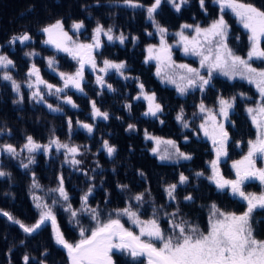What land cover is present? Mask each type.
<instances>
[{
  "label": "trees",
  "instance_id": "trees-1",
  "mask_svg": "<svg viewBox=\"0 0 264 264\" xmlns=\"http://www.w3.org/2000/svg\"><path fill=\"white\" fill-rule=\"evenodd\" d=\"M140 2L150 6L153 0ZM247 2L264 9V0ZM206 7L207 13L201 10L199 0H189L181 12L177 13L164 0L155 18L168 32L179 30L180 25L185 23H199L203 26L219 15V8L214 4V0H206ZM225 19L231 25V36H240V45L243 48L246 42L244 32L228 13ZM56 20H63L65 29L71 34H74L71 30L73 21L82 20L84 28L78 33L81 40L90 39L98 22L105 28L111 27L114 32L123 33L128 37L124 44L103 42L96 53V59L99 63L105 58L115 62L125 61L126 75L139 77L146 91L155 92L164 111L159 114V119L142 115L146 109L144 102L131 99L138 92L136 81L122 80L114 77V74H108L105 79L116 91L103 89L102 95H97L101 90L93 84V78L86 72L83 85L86 95L70 90L66 92L78 108L53 102L55 107L62 109L60 112H52L44 105L33 103L23 88V102L14 104L13 101L19 99L17 94L8 83L0 81V130H3L0 131V144L10 143L20 149L25 143V138L31 135L42 145L57 138L61 142L81 146L83 153L76 157L82 161L77 167H70L53 155L45 156L41 153L34 156L35 163L28 169L20 167L23 152L21 157L15 160L4 159L0 167L11 173V177H0V209L10 212L28 225L35 223L40 211L30 196L33 177L40 187L51 188L58 184L57 177L62 175L72 206L79 207L81 196L92 186L88 205L99 208L101 217L105 219H108L110 214L112 217L115 210L124 208L129 202L136 206L132 197L141 192L145 193V202L140 208L142 216L146 217L155 205L161 226L166 230L168 218L164 213H171L177 207L180 217L198 224L204 231L207 228V209L212 203L223 211L242 213L245 210L243 201L231 197L226 191L216 190L207 181L212 150L207 141L192 136L190 131L195 129L196 107L202 100L208 108L214 109L217 107L219 95L225 98L236 93L251 95L250 86L244 81H230L214 75L212 86L205 92L200 93L198 89H193L181 95L173 86L162 83L154 74L153 64L144 63L143 48L154 42L153 25L147 19L144 8L126 7L123 0H0V53L7 54L14 60V79L23 80L29 65L24 53L31 50L39 53L34 57L33 63L40 68L41 76L49 83L59 86L60 80L48 70L44 58L55 55L59 62V71L73 70L74 62L71 58L55 54L42 43L44 34L40 29ZM24 32L32 36L31 41L24 45L18 42L13 46L9 45L8 41L13 35H22ZM148 33L153 34L150 36ZM133 36L138 38L135 43ZM90 100H96L101 111L109 113L110 118L107 121H92ZM125 103L132 104L131 112L125 109ZM181 107L184 109L189 129H183V125L175 119ZM69 119L73 122L71 132L67 123ZM77 120L94 124L93 133L89 135L78 129ZM130 123L136 125L135 131H125ZM225 129L230 138L227 145L228 155L220 168L224 176L229 178L232 177L229 163L244 154L247 142L254 136V130L244 112L243 102L238 98L229 114ZM145 130L154 137L174 140L181 151L191 154L192 159L178 163L159 161L151 152L150 141L145 139ZM105 139L116 147V152L111 158L102 148ZM24 162H27L26 159ZM140 171L144 173L143 177L139 175ZM85 172L88 173L87 176ZM181 172L189 178L188 183L178 186L175 202L169 201L164 188L168 184L177 183ZM196 172H203L204 176L197 177ZM118 184H127L128 189L121 191L117 187ZM252 184L244 186V190L256 189ZM189 194L193 200L185 201L184 197ZM55 213L57 224L65 238L69 242H76V232L70 225L68 214L62 209ZM253 226L257 238L264 239V211L254 212ZM52 235L50 222L32 235H27L18 225L0 216V264H24L23 257L26 254L33 258L30 264H38L40 260H44L45 264H68L65 250L54 243ZM45 249L47 254L42 256L41 253ZM114 260L116 264H140L143 258L133 261L129 256L117 252Z\"/></svg>",
  "mask_w": 264,
  "mask_h": 264
},
{
  "label": "snow or ice",
  "instance_id": "snow-or-ice-1",
  "mask_svg": "<svg viewBox=\"0 0 264 264\" xmlns=\"http://www.w3.org/2000/svg\"><path fill=\"white\" fill-rule=\"evenodd\" d=\"M163 2L164 0H153L150 6H145L140 0H123V5L126 7L144 8L147 19L151 21L156 34L160 36L159 46L149 45L146 49L148 55L144 63L147 64L153 60L156 62L155 75L161 79L162 83L175 85L176 91L181 95L186 94L190 89H198L203 93L208 87L212 86L211 82L214 74L219 73L228 80L239 77L247 80L250 84H255L257 87L260 99L256 101L255 107L245 108L257 130V136L254 141L250 140L248 142L247 154L241 160L233 162L235 179L224 178L220 174L219 163L222 157L228 155L227 145L230 139L224 127V121L229 120L230 110L235 106L237 95L246 98L245 94L238 93L228 98L219 95L216 109L208 108L203 100L199 105V112L207 114V120L200 125L205 136H209L207 123L209 121L214 122L213 134L210 138L212 139L215 158L210 162L212 175L208 176L207 179L215 184L218 191L228 189L231 195L238 196L246 202L245 210L239 214L226 212L219 209L215 203H212L208 227L204 231L198 224H193L180 217L179 207H177L171 213H164L168 218V229L166 230L161 226L155 205H153L152 217L147 220L141 219L140 208L145 202V193L141 192L132 197L136 201L135 208L129 202L128 206L115 210L117 217L128 218L138 229V232H136L126 228L119 218H112L111 214L106 221L101 220V210L88 205V198L93 191L92 186H89L87 192L81 196V209H74L64 187V178L61 175L57 177V187L49 190L58 194L59 197V200L53 199L52 205L42 203L41 197L33 194L35 207L40 209L39 218L35 223L28 225L3 209H0V216L6 217L9 222L18 225L23 233L27 235H32L50 222L53 229L52 239L56 245L62 247L67 253L68 264H116L114 255L117 252L129 256L133 261H139L143 257L146 264H264V240L257 238L253 226L254 212L257 209L264 210V192L260 194L248 193L243 188L245 182L253 178L258 179L264 185V168L256 167L257 157H264V69H257L251 63L253 60L264 61V46H262L264 45V9L247 2V0H214V3L219 7V15L207 27L198 23L181 24L180 30L174 34L178 38L176 44L182 48L184 55L199 57L200 67L194 68L185 63L177 64L172 59L174 46L166 40V36L169 35L168 29L155 18V14ZM166 2L175 12L179 13L182 7L189 3V0H166ZM199 5L201 10L207 13L206 0H199ZM229 11L247 33L249 48L246 57L237 54L230 46L231 25L225 19V15ZM83 28L84 22L82 20L73 21L71 25L73 33H79ZM40 32L46 37L42 41L44 45L54 48L56 52L66 53L77 62V67L71 73L59 71V62L55 55L44 58L48 68L56 73L62 82V86H57L44 80L40 68L32 63L26 73L28 78L26 86L32 90L30 99L45 104L52 112H60L62 109L59 106L54 107L52 104L47 103L46 96L55 95L57 100L62 103L70 105L72 108H78V105L65 90L72 88L86 95L83 87L86 68L91 69L95 75V83L101 89L100 92H97V95H102L104 88H107L109 92L116 91L112 84L105 79L110 71H115L122 79H134L137 82L139 92L131 99H143L147 102V108L142 115L159 119V114L164 109L162 104L157 101L156 93L146 91L145 85L139 77L126 75L127 64L125 61L115 62L105 58L102 61V66L97 63L94 53L102 47L100 37H106L109 42L118 40L121 44H124L128 37L123 33L116 36L113 34L111 27L105 29L98 22L92 30L91 41L87 43L79 42L74 40L69 31L65 29L63 20H56L54 23L45 25L40 29ZM152 34L148 33L150 36ZM137 39L135 36L132 37L134 43ZM235 39L239 41L240 36L237 35ZM31 40L32 36L28 32H24L22 35H13L8 43L15 45L18 42L24 45ZM24 55L31 59L33 56H38L39 53L33 50L25 52ZM15 67V62L9 55L0 53V70H2L0 71V81L10 82L12 91L19 98L13 101L14 104L23 102L21 84L13 78L9 71V69ZM201 69H207L206 74ZM89 103L93 122L97 118L105 121L110 118L107 111H101V108L97 106L96 100H90ZM124 107L131 112L133 106L131 103H125ZM217 116L221 117L222 120L217 121ZM175 119L184 128L189 127V123L184 116L183 107H181ZM67 123L71 132L73 122L69 119ZM76 125L84 129L89 135L94 131V124L77 120ZM135 130L136 125L131 123L125 129V131ZM145 139L155 142L157 147H153L151 151L162 162L192 159L191 154L181 151L174 140H162L150 135L147 130H145ZM185 140L187 141V137H185ZM161 143L168 145L173 151H165L160 154L158 146ZM52 146H55L58 152L64 150L65 163H69L73 167H77L82 163L81 160L76 158L83 154L81 146L62 143L57 138H53L48 144L42 145L37 143L31 135L25 138V143L20 149L10 143L0 144V154L7 155L15 160L21 157L22 152L26 151L29 154L26 157L27 162L21 159L20 167L28 169L30 165L35 163L33 153L42 150L45 154H48ZM102 148L110 158L116 152V147L106 139L103 140ZM84 174L88 175L87 172ZM139 175L143 177L144 173L140 171ZM195 175L203 177L204 173L196 172ZM0 177L10 178L11 173L0 167ZM188 180L189 178L181 172L177 183L168 184L164 188L169 201H176L178 186L187 184ZM31 187H40L35 182L34 177ZM117 187L121 191L128 189L127 184H118ZM61 200L64 202L63 210L70 214V223H74L79 228L80 239L76 242H69L57 224L53 207L59 204ZM184 200L192 201L193 197L189 194L184 197ZM85 212L95 222L94 227L85 228L81 226L78 216ZM46 254L47 249L41 253L42 256ZM31 259L33 258H30L27 254L24 255V264H30ZM38 264H45V261L40 260ZM140 264H143V261Z\"/></svg>",
  "mask_w": 264,
  "mask_h": 264
},
{
  "label": "rangeland",
  "instance_id": "rangeland-1",
  "mask_svg": "<svg viewBox=\"0 0 264 264\" xmlns=\"http://www.w3.org/2000/svg\"><path fill=\"white\" fill-rule=\"evenodd\" d=\"M214 4H215V3H214ZM215 5L218 7L217 4H215ZM218 8H219V7H218ZM227 13H228V14L234 19L235 23L240 27V29L242 30V32H244V34H245V36H246V42H245V46H244L243 48H242L241 45H240V44H241V43H240V40L237 41V40L235 39V37H232V36H230V46H231V47L237 52V54L241 55L242 57H246V54H247V51H248V48H249V41H248L247 33H246V31L242 28V26L237 22V20H236V18L234 17V15H233L230 11L227 12ZM213 20H214V19H213ZM211 22H212V20H209V21L206 22V24L203 25V26H204V27H207ZM196 24H197V23H196ZM198 24H199V23H198ZM107 28H108V27H107ZM107 28H105V29H107ZM179 30H180V29H179ZM179 30H177V31H179ZM177 31H175V32H174V31H172V32L170 31V32H168L169 35L166 36V40H167V42H168L169 44H172V45L174 46V47H173V50H172V59H173L177 64L185 63V64L190 65L191 67L199 68V67H200V64H199V57L191 56V55H187V56H186V55H184V53H183V51H182V48L179 47V46H177L176 42H177V39H178V38L174 35ZM153 33H154V42H153V43H150V44H148V45H146V46L143 48V51H144V54H145V58H146V56L148 55V52L146 51V49L148 48L149 45L159 46V44H160V36L156 34V31H155V28H154V27H153ZM69 34L73 36V39H74V40H78L79 42H85V43H87V42H90V41H91V38H92V34H91V37H90L89 40H81V39L79 38L78 33H74V34L69 33ZM113 34L116 35V36H118V35H120L121 33H117V32H114V31H113ZM45 38H46V37L44 36V39H45ZM100 39H101V43H103V42H108V43H119V44H121L118 40H117V41H113V42H109V41L107 40V38L104 37V36H101ZM9 45H10V44H9ZM10 46H13V45H10ZM45 46L48 47L49 49L53 50L55 54H63V55L68 56L66 53H63V52H56V50H55L54 48L50 47V46H47V45H45ZM31 51H32V50H31ZM26 52H30V51H26ZM96 53H97V52H96ZM96 53H94L95 56H96ZM34 57H35V56H33L31 59H29V58L26 57V58L29 60L28 68H29V66L33 63V59H34ZM68 57L71 58L70 56H68ZM71 59H72V58H71ZM72 60H73V59H72ZM44 62H45V64H46V66H47L46 60H44ZM73 62H74V68H73V70H72L71 72H74L75 69H76V67H77V62H76L75 60H73ZM97 63H98V65L102 66V61H101L100 63L97 61ZM149 63H152V64H153V67H154V74H155V72H156V62L153 60V61H150ZM251 63H252V66L255 67V68H257V69H264V61H261V60H253V61H251ZM47 68H48V66H47ZM48 70H49L53 75H55L56 77H58V79L60 80L59 76H57L56 73H54L53 71H51L49 68H48ZM0 71H2V70H0ZM9 71H10L11 74L13 75L14 68L9 69ZM27 71H28V69H27ZM27 71H26L25 74H24V78H23V80H22V81H17V82L21 84V88H23V89L26 90V92H27V94H28V96H29V99H30L31 91H32V90L29 89V88L26 86V84H27V79H28V78L26 77V73H27ZM201 71H202L203 73L206 74L207 69H201ZM71 72H68V73H71ZM86 72H88V73L91 75V77L93 78V84H94L99 90H101V89L96 85V83H95V75L93 74V72L91 71V69H90V68H86L85 73H86ZM108 74H114V75H113L114 77L122 79L119 75H117V74L115 73V71H110ZM108 74H107V75H108ZM214 75L222 76V75H220L219 73H215ZM155 76H156V75H155ZM156 77H157V76H156ZM222 77H224V76H222ZM157 78L160 79L159 77H157ZM224 78H226V77H224ZM226 79H227V78H226ZM234 79H236V80H240V81H244L246 84H248V85L250 86V88H251V90H252V94H251V95H247V94H245V97H246V98H242V97H240L239 95H237L238 93H236L235 95H237V98H238L240 101L243 102L245 115H246L248 121L250 122V124H251V126H252V128H253V130H254V136H253V138L251 139V140L254 141V140L256 139V136H257V130H256V128L253 126L252 121H251V118L249 117L248 113L245 111V108H246V107H255L256 101L260 99V96H259V93H258V91H257V87H256L255 84H250V83H248L247 80L241 79V78H239V77H236V78H234ZM234 79H233V80H234ZM122 80H124V79H122ZM160 80H161V79H160ZM230 81H232V80H230ZM3 82H6V83H8V84L11 86L10 82H7V81H3ZM169 85L173 86V87L176 89L175 85H173V84H169ZM59 86H62V82H61V81H60V85H59ZM41 87H43V86H41ZM135 87L137 88V82L135 83ZM104 89H106V91H108L107 88H104ZM69 90L72 91V92L80 93V92H77L75 89H72V88L66 89L65 91L67 92V91H69ZM137 90H138V92H139V89H138V88H137ZM190 90H193V89H190ZM45 91H47V90L45 89ZM188 91H189V90H188ZM198 91H199V90H198ZM138 92H137V93H138ZM199 92H200V91H199ZM200 93H201V92H200ZM15 94H16V93H15ZM62 95H63V94H62ZM136 95H137V94H136ZM136 95H135V96H136ZM30 100H31L33 103L41 104V105H44V106L46 107V105L43 104V103H37L35 100H32V99H30ZM140 100H141L142 102H144V104H145V108H147V102H146L145 100H143V99H140ZM46 101H47V103L52 104V105H53V102H55L56 104H61V103H62L60 100H57V98H56L55 95H52V96H46ZM63 104H64V103H63ZM199 105H200V104H199ZM199 105H197V107H196V115H195V118L197 119V122H196V124H195V129H194V130H191L190 132H191L192 136L197 137V138H200V139H204L205 141L208 142V144H209V146H210V148H211V150H212V158H211V160H213V159L215 158V152H214V150H213V143H212V139H211L210 137H211V135L213 134L212 129H213V123H214V122H213V121H209V122L207 123L206 127H207V129H208V131H209V136H205V135H204V130H202V129L200 128V125H201L202 123H204V122L207 120V114H206V113H200V112H199ZM53 106H54V105H53ZM69 106H70V105H69ZM54 107H55V106H54ZM70 107H71V106H70ZM71 108H72V107H71ZM216 108H217V107H215L214 109H216ZM210 109H213V108H210ZM145 110H146V109H145ZM231 111H232V110H230V113H231ZM148 118H154V117L148 116ZM97 119H101V118H97ZM101 120H103V119H101ZM220 120H222V118L219 117V116H217V121H220ZM228 122H229V120H228V121H224V127H225V125H226ZM181 125H182V124H181ZM77 128L80 129V130H82V132L87 133L84 129L79 128L78 126H77ZM182 128H183V129H189V127H188V128H184V127H182ZM158 138H160V137H158ZM161 139H162V140H169V139H164V138H161ZM49 141H50V140H49ZM49 141H48L47 143H45V144H48ZM149 141H150V144H151V150H152L153 147H157V145L155 144V142H154L153 140H149ZM248 142H249V141H248ZM248 142H247V145H246V151L244 152V154H243L240 158H238V159H236V160H234V161L241 160V159L247 154V152H248ZM62 143H68V144H70V145H73V144H71V143H69V142H62ZM43 145H44V144H43ZM158 147H159V152H160V154H163L165 151H167V152H172V151H173V149H171L168 145L163 144V143H161ZM237 147H238V146H237ZM151 152H152V151H151ZM38 153H41V154H43V155H45V156L53 155V156L59 158V160L62 161L63 164H65V165H69L70 167H72L71 164H69V163H65V162H64V161H65L64 150H60V151L58 152V151L56 150L55 146H52V147L50 148L48 154H45L42 150H38L37 152L33 153V155L35 156V155L38 154ZM28 155H29V154H28L26 151L23 152V157H22L21 159H23V158L26 159V157H27ZM155 156L157 157V155H155ZM1 157H2V158H1ZM7 158H9L7 155L0 154V166L2 165V161H3L4 159H7ZM157 159H158V157H157ZM158 160H159V159H158ZM211 160H210V162H211ZM225 160H227L226 157H222L221 160H220V163H219V171H220V174H221L224 178H226V179H235V170H234L233 167H232V164H233L234 161H232V162L229 163V168H230V171H231L232 177L227 178V177H225L224 174L222 173L221 168H220V165H221L222 163H224ZM159 161H160V160H159ZM182 161H185V160H180V161H178V162H182ZM166 162H171V161H166ZM178 162H177V163H178ZM210 162L208 163V167H209V171H210V172H209V176L212 175V169H211V167H210ZM175 163H176V162H175ZM256 167H257V168H264V157H260V156L257 157V159H256ZM207 181H208L210 184H212L213 187L217 190V188H216V186H215L214 183H211L208 179H207ZM252 183H253V184H252ZM247 184H252V185H254L255 188H256V189H253V190H251V191H246V192H248V193H256V194H260L261 192H264V185H262L258 179L253 178V179H250V180L246 181L245 184L243 185V188H244V186H247ZM57 185H58V184H57ZM57 185L54 186V187H51V188H46V187L32 188V187H30V196H31V198H32V200H33V194H35L36 196L41 197V202H42V203H47V204H49V205H52V201H53V199H57V200H59V197H58V194H56V193H52V192H50L49 190H50V189H53V188H56ZM223 191H226L231 197H234V198H237L238 200H241L238 196H233V195H231V194H230V191H229L228 189H225V190H223ZM241 201H243V200H241ZM33 202H34V204H35V201H34V200H33ZM243 202H244V201H243ZM244 203H245V208H246V202H244ZM63 204H64V202L61 200L59 204L55 205V206L53 207L54 212H56L58 209H62V211H64V210H63ZM131 205H132L134 208L136 207V206H134L133 202L131 203ZM126 206H128V204H127ZM126 206H125V207H126ZM210 206H211V205H209V206H208V209H207V227H208V222H209ZM81 207H82V205H81V203H80V206H79V207H76V208L73 207V208H74V209H81ZM257 210H260V209H257ZM39 211H40V209H39ZM222 211H223V210H222ZM261 211H264V210H261ZM66 213L68 214V216H69V221H70V214H69L68 212H66ZM152 215H153V211H150L149 213H147V216H146V217H143V216H142V213H141V211H140L141 219L147 220V219L151 218ZM158 215H159V214H158ZM38 218H39V217H38ZM112 218H119V219L121 220V223L124 224V226H125L126 228H129V229H131V230H133V231L138 232V229H137V228H136V227H135V226H134V225L128 220L127 217H117V216H116V212H113V214H112ZM78 219L80 220V224H81V226H83V227H85V228H91V227H94V226H95V222L92 221V220L90 219V216H89L86 212H85V213H81V214L78 216ZM101 220L106 221L107 219L101 217ZM70 225L75 229V232H76V241H78V240L80 239V236H79V228H78L77 226H75L74 223H70ZM206 230H207V228H206ZM262 240H264V239H262ZM66 255H67V253H66ZM141 258H143V257H141ZM141 258H140V259H141ZM67 259H68V257H67ZM143 261H144L143 264H146V260H145V258H143Z\"/></svg>",
  "mask_w": 264,
  "mask_h": 264
}]
</instances>
